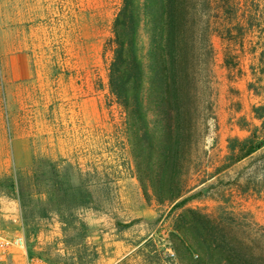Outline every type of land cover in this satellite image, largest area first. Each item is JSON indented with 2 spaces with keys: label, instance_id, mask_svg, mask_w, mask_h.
I'll return each instance as SVG.
<instances>
[{
  "label": "rangeland",
  "instance_id": "obj_1",
  "mask_svg": "<svg viewBox=\"0 0 264 264\" xmlns=\"http://www.w3.org/2000/svg\"><path fill=\"white\" fill-rule=\"evenodd\" d=\"M258 1L262 7L264 0ZM121 2L0 0V179L19 175L35 179L45 172L44 179L50 180L51 172L60 168L61 176L70 175L72 184L78 183L79 172L91 186L93 204L66 212L89 225L79 247L87 252L84 262L64 242L60 212L37 222L36 249L52 247L51 256H61L59 264H179L168 241L174 215L168 216L170 206L159 205L154 196L147 202L136 177L125 114L108 88L112 25ZM244 33L237 41L218 34L212 38L218 127L206 142L209 154L203 169L208 173L227 155L228 138L248 135L238 126L240 118L260 123L252 108L264 103L260 62L264 30ZM140 40L146 48L149 35L143 28ZM248 162L209 180L205 187L215 186L190 206L214 217L223 212L242 217L240 228L249 233L264 227L262 198L242 195L232 183ZM203 176L193 170L190 184L196 185ZM5 191L0 192V228L26 237L20 202ZM147 240L153 244L145 251ZM117 241L130 250L138 247L114 262Z\"/></svg>",
  "mask_w": 264,
  "mask_h": 264
},
{
  "label": "trees",
  "instance_id": "obj_2",
  "mask_svg": "<svg viewBox=\"0 0 264 264\" xmlns=\"http://www.w3.org/2000/svg\"><path fill=\"white\" fill-rule=\"evenodd\" d=\"M263 10L258 0H122L113 21L109 92L125 114L136 177L147 202L154 196L159 205L170 206L168 216L174 215L168 241L179 264H264V227L256 224L257 231L251 228L249 233L240 228L242 217L227 212L214 217L190 206L214 185L204 184L246 160L232 183L242 195L251 193L264 201V103L252 108L260 123L240 118L238 126L248 135L228 138L221 165L210 173L203 169L207 139L218 127L212 38L218 34L237 41L246 30L262 34ZM142 28L149 35L146 48L140 40ZM261 54L264 74V51ZM229 62L226 58L230 67ZM253 86L250 83L249 89ZM193 170L204 173L196 185L188 178ZM76 174L75 185L70 175L61 176L60 168L51 172L50 180L44 179L45 172L35 179H0V192L7 190L20 202L31 256L59 264L61 256L52 257V247L37 250L33 241L38 220L58 211L65 244L84 262L87 252L79 247L89 225L66 212L89 208L93 195L88 179ZM149 242L146 249L153 244Z\"/></svg>",
  "mask_w": 264,
  "mask_h": 264
},
{
  "label": "built area",
  "instance_id": "obj_3",
  "mask_svg": "<svg viewBox=\"0 0 264 264\" xmlns=\"http://www.w3.org/2000/svg\"><path fill=\"white\" fill-rule=\"evenodd\" d=\"M0 264H54L38 255L31 256L26 237L0 228ZM63 264V263H62Z\"/></svg>",
  "mask_w": 264,
  "mask_h": 264
},
{
  "label": "crops",
  "instance_id": "obj_4",
  "mask_svg": "<svg viewBox=\"0 0 264 264\" xmlns=\"http://www.w3.org/2000/svg\"><path fill=\"white\" fill-rule=\"evenodd\" d=\"M101 220L98 221V224H100ZM148 239H150V238H148ZM113 245H114V247H113L114 250L112 251V253H113L114 256L112 257L111 260H114V262H121V260H123L124 258H126L131 252H134L136 250V248L138 247V246H135V247H133V249L130 250L129 246L125 248V245H124L123 241L113 242ZM144 249H145V251H148V249H146V248H144ZM122 250L126 254H123L122 253L123 252Z\"/></svg>",
  "mask_w": 264,
  "mask_h": 264
}]
</instances>
